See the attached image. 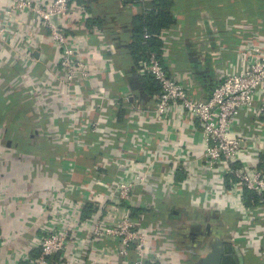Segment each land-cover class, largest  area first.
Here are the masks:
<instances>
[{
    "label": "built area",
    "instance_id": "1",
    "mask_svg": "<svg viewBox=\"0 0 264 264\" xmlns=\"http://www.w3.org/2000/svg\"><path fill=\"white\" fill-rule=\"evenodd\" d=\"M132 1V6L146 9L142 0ZM0 7L5 12L0 21V53L6 47L15 52L0 70L19 77L20 69L29 68L35 61L34 43L45 56L52 51L55 66L46 71V78L31 77L32 83L25 89L33 95L36 113L41 116L50 115L42 100L56 98L65 103L62 117L68 119V133L64 143H74L92 158L93 143L113 142L107 139L103 119L112 116V110L118 115L133 95L132 85L127 83L126 89L110 91H102L98 85L102 70L112 69L114 61L108 54L98 57L90 38L102 42L106 35L89 24L94 17L78 0H0ZM29 26L32 32L24 34ZM122 29L118 26L114 33ZM259 29L241 17L231 27L213 34L222 77L204 100L197 99L191 88L171 74V53L177 40L171 32L162 34L161 56L153 54L135 73H121L128 80L151 75L160 89L148 110H136L125 122L143 127L178 120L192 135L191 146L163 151L150 142L148 131L135 129L127 133L132 149L119 156L124 158L125 167L118 163V145L102 147L108 168L104 173L95 172L76 189L86 193L98 186L106 191L109 214H93L82 220L72 185L66 195L49 196L37 216L43 219L36 243L39 255L26 258L23 264H181L184 243L201 247L199 257L203 258L212 251L207 247L203 250V246L215 241V246L237 264L241 258L243 264H250L251 258L262 259L260 264H264V34ZM17 41H23L19 52L15 50ZM87 102L96 105L97 118H91ZM197 127L201 133L195 131ZM246 148L256 155H245ZM166 166L171 168L166 171ZM77 167L87 170L82 163ZM183 168L186 179L177 183L175 177ZM228 176L234 178L230 188ZM198 181L200 188L193 189ZM164 188L201 210L199 218L190 220L204 225L205 236L190 233L175 245L170 228L163 226L160 217L134 213L135 196L154 197ZM248 193L259 198L258 205L255 201L248 204ZM169 196H163L162 203L168 205ZM226 213L233 215L232 224L219 225Z\"/></svg>",
    "mask_w": 264,
    "mask_h": 264
},
{
    "label": "crops",
    "instance_id": "2",
    "mask_svg": "<svg viewBox=\"0 0 264 264\" xmlns=\"http://www.w3.org/2000/svg\"><path fill=\"white\" fill-rule=\"evenodd\" d=\"M108 1L111 2V0H97L95 4H90L88 10L94 17L93 19L109 17L104 8ZM239 2L240 0H188L178 10L179 14L175 15L181 20L170 31V34L177 39L176 49L171 53L170 71L171 74L179 77L185 86L191 88L197 99H207L212 88L219 83L222 77L221 65L217 64L219 54L217 47L213 44V34L226 27V24H221L222 21H226L227 17L233 15L232 9L236 11L239 9ZM128 8L133 13L139 10L132 5ZM4 13L0 7V21L4 19ZM239 13V16H245L243 10H240ZM109 19L111 23L116 25V28L119 26L120 23L114 16L109 17ZM250 22L252 24L258 23L259 31L264 34V17L261 19L256 17L255 21ZM122 30L124 31V27ZM27 32H32L30 26L23 30L24 34ZM124 34L123 32V34L106 36L102 42L94 36L90 38V44L95 47V53L98 57L108 54L114 61L112 69L102 70V80L98 84L102 91L114 89L113 86L117 81H121V84L115 89L120 87L124 89L125 83L131 86L129 80L121 76V73L130 70L118 67L114 58L115 55H118L119 58L124 51L126 46ZM25 41L28 42L29 40ZM21 44L23 41H17L16 51H21ZM1 48L0 42V50ZM13 49L4 48L2 54L0 53V65L8 64L13 59L15 53ZM32 50L35 61L29 63V68L20 69L19 77L8 74L5 69L0 70V101L3 102L2 108L0 107V241L2 242L0 264H17L18 261L23 264V260L25 261L26 258H31L36 254L38 256L39 249L36 248V243L43 221L37 217L40 215L39 211L45 200L51 196L55 198L61 197L62 194L66 195L71 190L68 188L69 185L75 188V191L71 193L73 199L78 201L77 207L82 212L83 219L93 215H90L89 208L94 212H102L104 216L109 214L106 208V205L109 204L106 191L99 189L98 186H94L91 191L86 193H81L76 189L81 188L85 180H90L95 172L104 173L105 168H108L102 147L115 143L121 150L118 151L117 157L119 158L120 153L125 154L132 149L127 133L134 132L135 129L148 131L151 136L150 142L152 141L156 147H160L163 151L179 150L180 147L183 149L185 144L191 146L192 135L186 133V126L183 127L178 120L167 125L160 123L143 124V127H139L137 122L131 124L125 122L136 110H148L150 108L158 95V85V91L152 94L145 92L143 87L132 89L133 95L128 103L121 104L123 107L119 114H113L112 110L113 117L109 116L108 118L107 116L103 119L107 139L113 142L101 143L99 141L93 143V148L90 151L93 155L92 158L87 156L85 151L77 149L74 143H64L66 140L64 134L65 132L68 133V119L62 117L65 103L56 98L42 100L40 103L44 105L46 111H50V115L45 113L44 116H41L36 113L33 95L25 89L32 83L31 77H47L46 71L55 66L56 56L52 51L45 56L35 43L32 45ZM19 81H22V84H19ZM85 95L87 94L85 93ZM15 104L18 106L14 107ZM87 105L90 106L87 108L91 111V118H97L98 113L96 108L94 109L96 105L94 106L90 102H87ZM110 108L111 105L108 103L109 113ZM249 121L248 119L247 123ZM195 131L201 133L200 127H197ZM22 136L25 139V146L31 147L30 152L28 150L23 152L20 149L23 145L21 143ZM197 143L200 141L197 140ZM83 147H85L84 144ZM253 154L256 155V151L253 152L252 149L246 148L245 155L253 156ZM121 159L124 158L121 156L118 163L121 167H125V161ZM81 163L87 167V170L78 169L77 164ZM170 168L171 166H166L163 169L168 171ZM69 173L72 175L69 176ZM175 179L177 183L185 181L186 172L184 168L177 172ZM194 185L193 189L200 188L199 181ZM167 194L170 195L167 198L168 205L164 207L163 211L165 213L167 209L168 221L182 224V229L185 228L181 235L172 234L181 241L187 232L195 231L199 235H204V225L190 220V218L195 219L191 214L200 216L201 210L198 207H193L186 198L181 201L174 194H170V189L164 188V191H160L154 197L145 194L136 199L139 201L140 207L150 208L154 211L157 210V205L162 203L163 196ZM168 210L177 211V216H171ZM110 215L113 214L110 213ZM222 217V221L225 220L228 226L233 221L232 215L226 216L224 214ZM160 219L163 226L167 228L165 220L162 217ZM188 225L189 227H187ZM174 235L173 237H175ZM153 243H157V239H154ZM215 245L216 241L209 247L205 244L202 249L207 247L211 250L212 246ZM181 249L183 250L181 264H200L199 252L201 247L186 242ZM63 261L66 260L63 259ZM163 264L170 263L163 262Z\"/></svg>",
    "mask_w": 264,
    "mask_h": 264
},
{
    "label": "trees",
    "instance_id": "3",
    "mask_svg": "<svg viewBox=\"0 0 264 264\" xmlns=\"http://www.w3.org/2000/svg\"><path fill=\"white\" fill-rule=\"evenodd\" d=\"M95 1L97 0H78V2L82 6H84L87 10L90 4L92 5L95 4ZM142 1L144 2L146 9L141 8L135 13L130 11V8H128L132 4H135L133 3L134 1L132 0L129 1L111 0V2L108 1V3L104 5V8L108 12V16L109 17L114 16L117 19V21H119L120 23L119 26L124 27V31L120 30L119 34H123V32L125 33L124 36L126 37V42H125L126 46L124 47V51L122 52L121 56H119L118 58V55H115L114 58L117 66L120 68H124L125 70L138 69L140 65L143 62H147L148 59L153 54L161 56L162 47H163L162 34L163 32H170L173 29V27H175V25L178 23V21L181 20L180 17H177L175 15L179 14L178 10H180L181 6L188 0H142ZM191 1H195V0H191ZM263 7H264V0H240L239 9H237V11L232 9L233 15L231 17H227V20L226 21L224 20L225 22L222 21L221 24H226V27H223L222 29L231 27L240 17H245L249 19V21H255L256 17H260L261 19L262 17H264V10H262ZM240 10H243L245 16L242 15L239 16ZM237 16L239 17L237 18ZM89 24L98 26L101 29V31L108 37L114 35L115 34L114 32L117 30L116 25L114 23H111L109 18L104 19L98 17L97 19H90ZM253 25L255 28L259 27L257 26L259 25L258 23H255ZM139 81L145 92L152 94L158 91L157 88L158 84L153 76L151 75L141 76L139 77ZM120 84L121 81H117V83L113 86V88L114 89L117 88L118 85ZM1 106H3V102L0 101V107ZM15 106L18 105L15 104L14 107ZM6 109L8 110L9 108L6 107ZM21 143H23V145L20 147V149L23 150V152H26V150H28V152L31 151V147H27V145L25 146V139L23 138V136ZM262 166H264V162ZM227 178H228L227 187L230 188V182L234 181V178H231L229 176ZM137 197L138 196H135V198H133L132 200V207H134V213L135 214L142 213L145 214L146 217H150V218L162 217V219L165 220L164 222L167 223L166 226L170 228L169 230L171 233V239L173 240V243L175 245L179 244L180 239L177 238L172 233H178V235H181L184 232L185 228L183 227L182 229L181 227L182 224L180 225L178 223H171L168 221L169 218L166 212L167 209L165 213L163 211L164 207L167 204L161 203L159 201L161 204L159 206L157 205V210L155 209L153 211L150 208L140 207L139 201H137L136 199ZM246 199L248 204L250 205L252 201H255L257 205L260 202L259 198L256 195L250 193L246 194ZM88 210L89 212L91 211L90 215L102 214V212L100 211L98 212L92 211L91 208H89ZM169 212L170 215L173 217L174 215H176L172 213L173 211L168 210V213ZM83 213L87 215L85 212ZM82 215L83 214L81 212L80 217L82 220L88 219V218L83 219ZM191 216L198 218L200 217L198 215L196 216L195 214H191ZM218 224L228 225V223H226L225 220L219 222ZM187 227H189V225ZM192 232H187L184 235L190 234ZM205 233L204 235H200V236H205L206 235ZM173 235L175 237H173ZM247 258H251V257H247ZM57 260L58 258L56 259V261ZM248 261L250 264H260V262H262V259L251 258Z\"/></svg>",
    "mask_w": 264,
    "mask_h": 264
},
{
    "label": "water",
    "instance_id": "4",
    "mask_svg": "<svg viewBox=\"0 0 264 264\" xmlns=\"http://www.w3.org/2000/svg\"><path fill=\"white\" fill-rule=\"evenodd\" d=\"M136 70H130V72L135 73ZM132 82L133 89H141L139 78L134 76L129 79ZM211 253L200 259V264H237L231 255L224 253L219 250L216 246H212ZM240 264H243V258L240 260Z\"/></svg>",
    "mask_w": 264,
    "mask_h": 264
},
{
    "label": "rangeland",
    "instance_id": "5",
    "mask_svg": "<svg viewBox=\"0 0 264 264\" xmlns=\"http://www.w3.org/2000/svg\"><path fill=\"white\" fill-rule=\"evenodd\" d=\"M225 215H226V216H227V215H228V216H231L232 214H230V213H226ZM232 217H233V215H232ZM233 219H234V218H233Z\"/></svg>",
    "mask_w": 264,
    "mask_h": 264
},
{
    "label": "flooded vegetation",
    "instance_id": "6",
    "mask_svg": "<svg viewBox=\"0 0 264 264\" xmlns=\"http://www.w3.org/2000/svg\"><path fill=\"white\" fill-rule=\"evenodd\" d=\"M192 233H194V234H197V235H198V233H197V232H195V231H193Z\"/></svg>",
    "mask_w": 264,
    "mask_h": 264
}]
</instances>
